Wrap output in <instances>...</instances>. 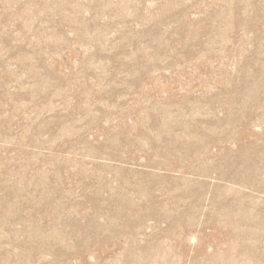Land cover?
<instances>
[{"label": "rangeland", "instance_id": "374dc122", "mask_svg": "<svg viewBox=\"0 0 264 264\" xmlns=\"http://www.w3.org/2000/svg\"><path fill=\"white\" fill-rule=\"evenodd\" d=\"M0 264H264V0H0Z\"/></svg>", "mask_w": 264, "mask_h": 264}]
</instances>
